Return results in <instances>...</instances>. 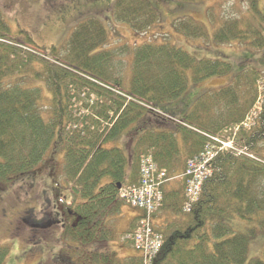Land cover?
Wrapping results in <instances>:
<instances>
[{
  "label": "trees",
  "instance_id": "16d2710c",
  "mask_svg": "<svg viewBox=\"0 0 264 264\" xmlns=\"http://www.w3.org/2000/svg\"><path fill=\"white\" fill-rule=\"evenodd\" d=\"M246 3L238 16L226 14L213 43L236 44L264 62V8L260 0ZM154 5L117 0L114 19L147 37L161 21ZM174 28L192 40L209 39L206 26L192 18L176 20ZM153 40L133 51L126 76L118 62L125 50L109 51L108 30L98 19L80 23L66 43L47 49L24 30L13 34L0 8V192L35 178L50 155H64L62 179L51 187L48 178L52 192H42L40 218L28 210L15 229L30 230L34 239L60 228L63 264H246L251 236L235 232L230 221L264 215V69L238 64L243 69L229 86L200 96L180 116L164 107L188 90V72L201 83L230 74L232 66ZM123 136V149L107 148ZM223 143L234 148L221 151ZM209 155L210 173L191 203L188 163ZM144 167L154 178L153 197H144L151 200L149 211V204L136 207L122 197L128 188H142ZM124 205L142 214L117 234ZM146 231L162 241L151 256L136 244ZM108 242L137 254L101 251ZM261 248L263 259L249 264H264ZM8 255L0 246V264Z\"/></svg>",
  "mask_w": 264,
  "mask_h": 264
},
{
  "label": "rangeland",
  "instance_id": "374dc122",
  "mask_svg": "<svg viewBox=\"0 0 264 264\" xmlns=\"http://www.w3.org/2000/svg\"><path fill=\"white\" fill-rule=\"evenodd\" d=\"M116 1L0 0V8L3 10L13 34H16L19 30H24L31 35L39 46L47 49L53 46L60 47L66 43L80 23L92 18L98 19L108 30L109 51L125 50L123 55L118 56V62L124 64L126 76L132 73L133 51L137 47L150 42L151 39H154L153 41L157 44L169 43L182 48L198 60H221L231 64L230 74L224 77L211 78L201 83H194L192 73L188 72L190 82L188 90L180 98L169 102L164 107L165 110H174L171 113L176 111V114L180 116L186 114L200 96L229 86L235 75L243 69L238 64H243L244 69L262 67L264 69V62L259 61L261 59L259 54L249 50L247 52L243 48L240 49L238 48L240 46L236 44L231 47L218 46V49L213 43V34L228 18L226 14L238 16L239 12L246 11V7L248 8L246 0H200L195 3L178 0H150L159 10L161 21L157 27L149 30L147 33L149 36L147 37L134 33L129 25L117 22L114 19ZM260 7L264 8V0H260ZM211 13L214 15V20L210 18ZM184 17L192 18L204 24L208 30L209 39L207 41L192 40L177 33L174 23ZM102 51L104 50L100 49L97 52ZM244 54H248L251 58H244ZM37 84L41 86V83ZM43 91L44 96L47 99L50 98L48 91ZM45 120H48V118L45 117ZM123 140L124 136L110 142L107 148L123 149ZM233 148V144L227 145V149L232 150ZM63 166V153H59L57 156L50 155L37 170L38 173L33 175L35 178H24L17 181L18 183H15L13 189L12 186H9L6 192H0V246L9 249L6 264H63L58 256L63 247L59 241L57 242V240H60V228L52 231L46 230L44 234L34 239L31 237L32 232L30 230L26 228H23L24 231L15 229L19 227L17 218L28 210H34L35 217L40 218L44 209L42 192L46 191L48 193L51 190L50 188L62 179ZM47 181L50 182L48 184L51 186L50 188L47 187ZM141 214V211L124 205L122 215L115 224L116 233L121 234L126 231L132 221ZM262 217L264 220V215ZM261 218L260 221H262ZM260 221L247 222L238 218L230 221V225L235 232L251 236L246 264L254 259H263L261 246L264 244V230L261 228L263 226L260 225ZM254 231L256 232L254 233ZM119 239V236L115 237L116 244L120 243ZM105 248L101 251L115 250L123 258L137 254L132 248H117L110 242L105 244ZM77 258L74 259L77 260Z\"/></svg>",
  "mask_w": 264,
  "mask_h": 264
},
{
  "label": "built area",
  "instance_id": "2783aa9c",
  "mask_svg": "<svg viewBox=\"0 0 264 264\" xmlns=\"http://www.w3.org/2000/svg\"><path fill=\"white\" fill-rule=\"evenodd\" d=\"M232 143H223L221 147V151L227 149V145H231ZM214 155H209L208 158H204V160L199 161H190L187 166L186 175L190 177V180L188 182V195L191 200V203L195 201L200 193L203 186L204 181L207 179L210 170L208 168V163L211 158H213ZM144 167L143 169V180H142V188L141 189H133L128 188L127 191L122 192V197L124 199H127L128 203H131L133 206L141 207L143 208V204L146 207V204H149L147 210H152V204L151 200H145L147 198V195L152 198L153 193L155 191L154 186L152 184V180L154 178L152 177V173L150 170ZM160 181L165 177L164 173H161L160 176H158ZM192 177V178H191ZM145 197V199H144ZM159 197V195L157 196ZM157 201H159V198H157ZM148 210V211H149ZM144 225V223H143ZM136 244L137 248L139 250H144L145 254L153 255L156 254L159 249L161 248L162 241L160 237H156L153 235L151 231H146L144 233L139 232L136 237Z\"/></svg>",
  "mask_w": 264,
  "mask_h": 264
}]
</instances>
